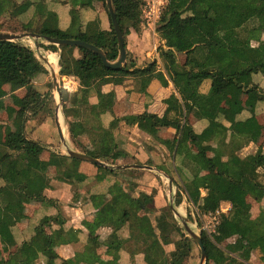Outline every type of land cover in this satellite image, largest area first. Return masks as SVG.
Listing matches in <instances>:
<instances>
[{
  "label": "trees",
  "instance_id": "1",
  "mask_svg": "<svg viewBox=\"0 0 264 264\" xmlns=\"http://www.w3.org/2000/svg\"><path fill=\"white\" fill-rule=\"evenodd\" d=\"M102 2L109 18V32L100 31L95 23L88 24L86 29L82 30L79 13L73 9L70 11L71 26L68 30L62 31L56 26L55 15L45 9L43 0L34 3L29 0L20 3L17 0H0V18L3 16H8L9 19L23 20L26 18L27 21L21 25L22 32H29L41 38L81 40L101 49L109 62H115L118 57L117 41L105 0ZM84 4L91 5V2L90 0L82 1L81 6ZM112 4L126 47V37L130 28L136 31L141 0H112ZM32 7L35 10V17L27 18ZM250 20L257 25V31L264 32V0H169L160 20L161 27L158 33L167 48L163 54L173 60L169 66L172 79L187 80L189 84L186 91H178L185 113L188 114L192 109H197L217 133L226 132V129L216 120L223 113L221 104L228 89L236 88L244 91L252 95L256 101L264 103V92L252 82V75L260 74L264 77V42L258 40V47L252 48L250 41L242 39L238 33ZM32 22L40 23V27L36 29L37 32L33 31L35 29L32 30ZM37 45L39 46V43ZM40 47L48 51L47 56L59 55L58 49H75L82 54V57L77 60H65L64 55L61 54L58 60L60 75L75 78L79 82L82 88L79 104L84 105L90 111V118L84 125L89 130L93 150L83 151V154L108 162L116 152L117 146L111 132L91 128V116L95 117V112L87 103L89 89L93 85L100 88L111 83L114 76H146V80H143L146 85L152 79H157L163 86H166L164 76L155 73V64L139 70L133 68L134 63L127 61L120 70L112 71L106 69L100 58L90 51L78 48H59L52 45H40ZM191 48L193 50L187 53L185 64L179 66L173 52L184 53ZM132 68L133 70L130 71ZM44 74H47V70L36 58L31 47H26L19 41H0V89L7 84H15L26 89L18 111V116L22 121L20 131L8 134L4 143L3 127L0 124V228L3 225L10 227L15 225L13 215L7 211V208L17 206L26 199L38 201L46 207L56 205L54 201L47 200L41 193L49 188L50 180L41 169L39 156L45 151H50V148L39 141L32 140L25 130L28 121L27 113L31 112L35 116L48 103L53 102L50 91L41 94L33 87V80ZM204 80L211 81V88L207 95H199L198 88ZM239 112L240 108H236V113ZM64 116L67 117L66 114ZM126 120L136 124L139 130L148 134L153 128L168 125L166 120L146 113L137 117H127ZM67 125L73 142V124L68 122ZM255 127L254 123L233 122L230 129L233 134H243L249 137L251 130ZM188 142H191L203 154L208 149L202 146L204 141L195 136L191 127L185 122L177 131L174 142L176 153L185 151ZM61 158L66 170L74 175L75 182H84L85 176L78 173V165L81 162L67 156ZM209 163L207 176L200 178L196 176L189 183L177 188L186 196L191 205L205 214L215 212L218 204L201 200V189L223 196L224 200L231 205L230 216L227 219L222 218L218 231L222 234L223 224L230 222L237 228V239L234 244L226 246L227 255L223 249L218 247V244L224 241L222 235L214 236L215 238L211 240L204 232H201L200 237L207 255L206 264H250L251 253L255 250L259 251L260 261L264 264V216L251 221L250 207L246 203L248 196L257 202L264 197V182L260 183L257 179L258 170L264 167V152L259 148L254 155L245 158L228 152L226 162L213 158ZM95 167L103 173H113L108 169ZM116 191V200L111 206L114 210L110 218L112 216L114 223H121L125 217L129 216L124 209L132 203V199L120 187H117ZM116 206L124 208L120 209L122 212L118 216L115 211ZM164 217L166 221L158 226L160 241L155 240L153 230L148 227L149 236L153 237L145 249V261L149 264H167L162 244L168 243L171 239L170 235L171 237L176 233L180 235L182 240L179 242L186 252H188V245L193 242L172 219L169 208L165 210ZM52 220L57 221V217H44L36 227L32 239L24 243L6 264H32L28 259L32 250L40 253L48 252L52 241L61 240L60 236H65L62 232L52 235L45 233L44 228ZM146 221V219L143 220V222ZM106 222L107 219L104 223ZM142 231L146 234L148 231L146 225L142 226ZM113 244L114 241L108 245ZM237 252L241 253L238 259L232 256ZM80 263L93 264L91 240L79 258L61 261V264Z\"/></svg>",
  "mask_w": 264,
  "mask_h": 264
},
{
  "label": "crops",
  "instance_id": "2",
  "mask_svg": "<svg viewBox=\"0 0 264 264\" xmlns=\"http://www.w3.org/2000/svg\"><path fill=\"white\" fill-rule=\"evenodd\" d=\"M23 1L25 0H21L19 3ZM29 1L34 3L38 0ZM82 1L86 2L87 0H43V3L45 9L55 15L56 26L62 31L70 28L72 22L70 11L73 9L79 13L82 30H85L88 24L95 23L100 31L109 32V18L104 10L102 0H90L91 5L84 4L81 6ZM34 11V7H32L27 18L35 17ZM148 37L149 35L146 36L145 32L142 35L129 32L126 37L127 58L133 57L134 62L132 60L131 62L134 63V69L142 70L148 65L155 64V69L164 73L166 86H163L157 79H152L146 85L140 77L114 76L111 83L100 88L93 85L87 94V103L95 112V117L91 116V128H100L111 132L117 146L116 152L108 162L101 161L111 167L104 169L112 171V174L103 173L94 165L80 161L78 173L85 176L86 179L82 183L75 182L73 174L66 170L62 161L63 154L58 155L54 151L61 143L56 123L53 125L54 137H52L51 131L46 130V135L42 134L45 136L43 138L41 129L51 120L46 119V116L42 115L43 113H39V115L33 116L31 121H27L25 130L29 137L50 148V151H45L39 156L41 169L50 180L49 188L41 193L43 197L54 201L56 205L46 207L38 201L26 199L17 206L7 208V211L13 215L15 225L13 227L3 225L0 228V264H6L24 243L32 239L36 227L44 217H57V221L52 220L44 228L46 235L62 232L65 236H60L61 240L52 241L48 252L40 253L32 250L28 255L32 264H61V261L75 260L84 252L90 240L93 264H149L145 261V249L151 243L150 239L153 238L149 236V229L153 230L155 240L160 241L158 226L166 221L165 210L169 208L171 212L179 216L178 211H174L177 207L176 202H181V197L178 198V196H183V193L178 191V186L189 183L196 176L198 178L207 176L210 159L219 158L222 162H226L228 152L245 158L248 155L242 157L240 151L252 146L257 149L261 148L264 152V141L257 144L252 140L256 132L262 126L264 127L259 122L260 118L264 120V103L256 101L252 95H248L244 91L236 88L228 89L221 104L223 113L216 120L219 125L226 129V132L217 133L197 109H192L188 114L185 113L184 104L178 91H186L189 88L188 81L172 79L170 71V76L165 75L163 63L157 50L158 47L156 44L149 46ZM260 40L264 42V33L260 36ZM255 42L256 46H252L250 42L252 48L258 47V39ZM161 44V48L167 50L165 42L161 41ZM191 50L193 48L184 53L173 52L179 66L185 64L186 55ZM68 52L71 57L66 58L65 54ZM58 53L59 55L53 54L57 59L56 67L61 54L64 55L65 60H77L82 57V54L75 49L72 51L58 49ZM178 55L184 56L182 63ZM45 56L46 62L44 63L47 64L48 56L46 54ZM127 61L128 59H126ZM169 62L170 65L172 61L169 60ZM39 76L33 80V87L39 93L44 94L45 88L41 90L35 85V80ZM65 78L73 87L72 102L67 107L71 112L66 117L68 122L73 124L72 136L79 147L91 146L92 151L90 133L84 125L90 118V111L84 105L79 104L82 88L75 78ZM252 82L264 92V77L262 75H252ZM13 85L15 84L3 86L0 92L5 87ZM15 86L16 88L12 89L14 90L13 94L10 95L16 97L18 93L22 92L24 93L21 97L23 99L26 89ZM210 88L211 81L204 80L198 88V94L207 95ZM2 95L4 94H0V102L10 96L8 94ZM63 101L66 103V100ZM21 102L22 100L19 107H21ZM236 108H240L239 113H236ZM144 113L162 118L166 120L168 125L153 128L148 134L139 130L136 124L126 120L127 117H137ZM185 122L191 127L194 135L204 141L202 146L208 148L205 154L191 142L187 143L185 151L176 153L174 142L177 131ZM233 122L254 123L256 127L251 130L249 137L243 134H233L230 129ZM0 124L3 126L4 143L8 134L18 133L21 127L8 128L3 123ZM63 135L66 136L64 131ZM68 137L70 138L69 132ZM69 140L73 143L71 138ZM131 165L146 166L150 169L115 170L112 168ZM117 187L128 193L132 199V203L125 209L116 206L119 210H115L117 216L122 212L120 209L126 210L129 215L121 223H114L111 219L112 216L110 218L114 210L111 206L116 200ZM173 198L175 208L171 205ZM200 198L209 203L218 204V209L208 214L219 218L222 213L221 220L222 218H229L231 205L224 200L223 196L210 190L201 189ZM247 198L246 203L251 210ZM223 205L226 208H222ZM249 213L251 221L260 217V214L252 217V213L250 211ZM106 219L107 222L104 223ZM145 219L147 221L143 222ZM172 219L178 225L173 216ZM144 225L148 230L146 234L142 231ZM148 227L150 228L148 229ZM234 227L229 222L223 224L224 242L237 237V231L235 233L232 231ZM179 228L182 230L180 226ZM170 238L166 245L162 244L167 264L200 263V260L198 262L196 259L200 250L194 242L188 245V252L185 256H181L182 245L179 241L182 238L177 233L172 237L170 235ZM113 241V245H108ZM259 254L258 250L253 251V256L256 259L259 258V263L262 264ZM255 262L253 260L252 264H257Z\"/></svg>",
  "mask_w": 264,
  "mask_h": 264
},
{
  "label": "rangeland",
  "instance_id": "3",
  "mask_svg": "<svg viewBox=\"0 0 264 264\" xmlns=\"http://www.w3.org/2000/svg\"><path fill=\"white\" fill-rule=\"evenodd\" d=\"M17 1L19 2L21 0H17ZM168 3H169V0H141L140 15H139L136 31L133 30L132 28H130V32H136L140 35H142V33L144 34V32H145L146 36L149 35V37L147 38L148 39L147 41L150 42L149 46H151V45L153 46L154 44H156V46L158 47L157 50L159 51V57L163 63V70H164L166 76H170V72H169V66L170 65L168 64V62H169V60L173 62V60L171 58L165 57V55L163 54L164 49L161 48V46H162L161 41H164V40H162L161 38L159 39L160 36H159L158 32H159V29L161 27V23H160L161 17L163 15L164 10L166 9ZM146 4H147V9H146V11H144V7L146 6ZM104 10H105V8H104ZM143 11H144V13H143ZM25 21H27L26 18H23V20L18 19V18L17 19H15V18L9 19L8 16H3L0 18V33H9V34H16V35L29 33V32H22L21 31V25ZM32 23H33L32 24V30L35 29L33 31L37 32L36 29H38V27H40V23H35V22H32ZM256 28H257V25L250 20L246 25H244V27L242 29H240L238 31V33L242 39L249 40L251 42L252 46H256L255 41L257 39L260 40V36H262V34L264 33V32L257 31ZM29 34H32V33H29ZM19 42L26 47H29V48L31 47L35 53L36 58L43 64V66L47 70V74L39 76L35 80L36 87L38 89H41V90L42 89L44 90V88H45L46 91H50L52 93V98H53V102L48 103L45 106V108L40 112V113H43L42 114L43 116H46V119L51 120V121H48L46 126H44L41 129V135L42 134L46 135V130L47 131L49 130L52 132V137H54V126L53 125L56 123V118H58V122L61 126L59 112H58V110H59L61 115H62V126H61V128H63V131L65 132V135H66L65 140L67 141L69 149L72 151H75V152H79V153H84L85 151H91V146H88V147L82 146V148H81L77 145L76 141H73V143H71L69 140L70 138L68 137V132H67L68 131V125H67L68 120L64 115L66 114V116L68 117L69 112H71V110L69 111L67 109V107L70 105V102H72L71 99L73 98V96H71V94H72V90H73L72 88L73 87H72V84L68 83V79H66L65 77H62L60 75V70L58 72V69H60V67L58 68V65L56 67V64L50 60L51 57L56 58L54 55L48 56V61H47L48 63L47 64L44 63L46 60L45 54L48 53V51L41 48L40 45H48V44L42 39L36 40V39H32V38H25L23 40H20ZM37 43H39V46L37 45ZM72 50H70V51H72ZM178 56H179L180 62L182 63L184 60V56L183 55H178ZM65 57L66 58L71 57V56H69V52H68V54H65ZM132 58H133L132 56L127 58L128 62H131ZM132 62H134V61L132 60ZM56 63H57V59H56ZM54 67H55L56 71L53 70ZM53 72H57V74H58L59 83H60L61 91H62V102L61 103H58L59 101L57 100V93L54 90V87L52 85V80H51L50 74H52ZM155 73L156 74L159 73L162 75L164 74L161 71L158 72L157 69H155ZM135 77H139V76H135ZM140 78H142L143 80H146L147 77L143 76ZM64 84H65L66 88L64 87ZM14 88H16L15 85L10 86V87H5L2 90V92H0V94L1 93L4 95L5 94H8V95L13 94L12 92L14 90H12V89H14ZM23 94L24 93L20 92L17 94L18 97L17 96L15 97L14 95L7 96L8 97L7 99H5L3 102L2 101L0 102V123H3L8 128H17V127H20L22 125V121L18 116V111L20 109L19 103L22 100L21 97L23 96ZM4 95H2V96H4ZM63 100H66V103H64ZM26 116H27L29 121H31V119L34 118L31 112H28ZM259 122L264 125L263 118H260ZM19 131H20V128H19ZM44 137L45 136H43V138ZM252 140H254L255 143H257V144H260L264 141V127L263 126L252 137ZM57 147L58 148H56L54 151H56L58 153V155H60V154H63V156L67 155V152L61 143ZM258 149L255 146H252L248 149L246 148L244 150H241L240 155L242 157H245L247 155L248 156L254 155ZM26 162H28V160H26ZM257 179L260 183L264 182V167L258 170V178ZM179 197H181V202H179V201L176 202L177 207L173 203L174 198L171 199V205L173 208L176 207L174 209V211H178L179 216H177V214H174L171 211H170V213H171V216H173V218L178 222V225L182 228L183 232L188 237H189V235L185 232V230L182 227V222L186 221L189 228L191 230H193L198 235L201 234V232H202L201 228L203 225H207L209 228L210 226H212V223L214 224V221L212 220V218L204 216L208 213H206V214L204 212L202 213L201 211H199L198 208L191 205L187 201L184 194H183V196L179 195L178 198ZM247 201L251 206L250 212L252 213L251 214L252 217L257 216L258 214H260L259 215L260 217L264 216V198L261 201L257 202L252 197L248 196ZM222 208H226V206L223 205ZM180 209H182V210H180ZM221 216H223L222 213L220 214V216L218 218L219 225L222 222ZM219 225H218V227H219ZM218 227H217L216 233H214L210 236L207 235V233H205V232L204 233L211 240H213V238L222 235V234H219ZM47 230H49V228H47ZM232 231L235 233V231H237V228L234 227ZM236 239H237V237H235V239L227 240L226 242L223 241L220 245L218 244V247L223 249V251L228 255V253L225 251L226 246H228L230 244H234ZM185 248H187V247H185ZM182 251H181V256H185L186 251H184V248H182ZM199 254L200 253H198V255H196V259L198 262L200 260ZM240 254H241L240 252H237L232 256H234L236 259H238ZM258 254H259V251H258ZM254 256H255V253H254ZM254 256H253V252H252L249 262H251V264H252V261L254 260V261H256L255 263L260 264L259 258L256 259ZM259 256H260V254H259ZM237 262H239V260H237ZM210 264H214V263H210Z\"/></svg>",
  "mask_w": 264,
  "mask_h": 264
},
{
  "label": "water",
  "instance_id": "4",
  "mask_svg": "<svg viewBox=\"0 0 264 264\" xmlns=\"http://www.w3.org/2000/svg\"><path fill=\"white\" fill-rule=\"evenodd\" d=\"M105 4L107 7V11H108V14L110 17L111 25H112L113 31L115 33L117 46H118V57H117V60L115 62H109L106 59V56L101 49H98L97 47H95V46H93L87 42L81 41V40H68V39L62 40V39L48 38V37L41 38L38 35L29 34V33H24V34H20V35L9 34V33H0V41L15 42V41L23 40L25 38H32V39H36V40L42 39L48 45L56 46L59 48L84 49V50L90 51V52L94 53L95 55H97L100 58L103 66L106 69H109L112 71H118L126 63L127 52H126V47L124 44L123 34H122L121 29L119 27V24L117 22L116 13H115V10L113 8L112 0H105ZM50 75H51L52 85L54 87V90L57 93V100L59 101L58 103H61L62 102V92H61V86L59 83L58 75L55 76V74H53V73ZM58 112H59V110H58ZM56 127H57V132H58V136H59V139L61 141V144L67 152L66 156H68L71 159H75V160H78L81 162L89 163V164L97 166V167L111 168L108 165H106L105 163H103L97 159H94L88 155L70 150L68 147L67 141L65 140V137L63 135V128H61V126L58 122V118L56 120ZM112 168L115 170H126V169H131V168H134V169H144V168L150 169L149 167H146V166H137V165L117 166V167H112ZM182 227L185 230V232L189 235V237L193 240V242L198 246V248L200 250V263L199 264H206L207 255H206V252H205V249H204L200 235L196 234L193 230H191L189 228V226L187 225L186 221L182 222Z\"/></svg>",
  "mask_w": 264,
  "mask_h": 264
},
{
  "label": "built area",
  "instance_id": "5",
  "mask_svg": "<svg viewBox=\"0 0 264 264\" xmlns=\"http://www.w3.org/2000/svg\"><path fill=\"white\" fill-rule=\"evenodd\" d=\"M148 4V3H147ZM147 4H146V6L144 7V11H146V9H147ZM144 11H143V13H144ZM69 83V82H68ZM64 87H65V84H64ZM66 88V87H65ZM67 90V89H66ZM68 91V90H67ZM205 217H209V218H212V220L214 221V224L212 223V226H210L209 228H208V226L207 225H203L202 226V228H201V231L202 232H205V233H207V235H212V234H214V233H216V229H217V227H218V225H219V222H218V218H217V216H215V215H211V214H206V215H204Z\"/></svg>",
  "mask_w": 264,
  "mask_h": 264
},
{
  "label": "bare ground",
  "instance_id": "6",
  "mask_svg": "<svg viewBox=\"0 0 264 264\" xmlns=\"http://www.w3.org/2000/svg\"><path fill=\"white\" fill-rule=\"evenodd\" d=\"M50 60L53 61V62L56 64V58L51 57ZM47 61H48V60H47ZM45 62H46V60H45ZM53 70H55V67L53 68ZM55 71H56V70H55ZM53 74H55V76L58 75L57 72H53ZM59 117H60V122H61V126H62V115H61L60 111H59Z\"/></svg>",
  "mask_w": 264,
  "mask_h": 264
}]
</instances>
